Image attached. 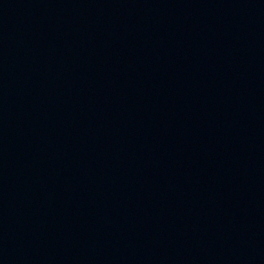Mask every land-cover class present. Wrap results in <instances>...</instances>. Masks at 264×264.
Wrapping results in <instances>:
<instances>
[{
	"label": "water",
	"instance_id": "1",
	"mask_svg": "<svg viewBox=\"0 0 264 264\" xmlns=\"http://www.w3.org/2000/svg\"><path fill=\"white\" fill-rule=\"evenodd\" d=\"M0 264H264V0H0Z\"/></svg>",
	"mask_w": 264,
	"mask_h": 264
}]
</instances>
